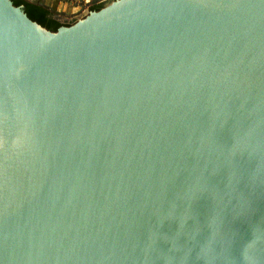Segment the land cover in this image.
I'll list each match as a JSON object with an SVG mask.
<instances>
[{
  "label": "water",
  "instance_id": "water-1",
  "mask_svg": "<svg viewBox=\"0 0 264 264\" xmlns=\"http://www.w3.org/2000/svg\"><path fill=\"white\" fill-rule=\"evenodd\" d=\"M101 2L0 0V264H264V0Z\"/></svg>",
  "mask_w": 264,
  "mask_h": 264
},
{
  "label": "trees",
  "instance_id": "trees-1",
  "mask_svg": "<svg viewBox=\"0 0 264 264\" xmlns=\"http://www.w3.org/2000/svg\"><path fill=\"white\" fill-rule=\"evenodd\" d=\"M15 6H22L28 17L39 23L50 31H57L61 25L55 20V15L49 10L48 6L34 5L29 0H12ZM101 7H93L94 10H99Z\"/></svg>",
  "mask_w": 264,
  "mask_h": 264
},
{
  "label": "crops",
  "instance_id": "crops-1",
  "mask_svg": "<svg viewBox=\"0 0 264 264\" xmlns=\"http://www.w3.org/2000/svg\"><path fill=\"white\" fill-rule=\"evenodd\" d=\"M97 1V2H96ZM102 0H45V5L51 8L55 16L64 15L67 20H74L85 3L91 8L101 5Z\"/></svg>",
  "mask_w": 264,
  "mask_h": 264
}]
</instances>
